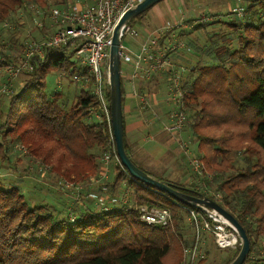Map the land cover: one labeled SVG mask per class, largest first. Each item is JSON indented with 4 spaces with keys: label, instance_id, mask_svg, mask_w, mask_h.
I'll return each instance as SVG.
<instances>
[{
    "label": "trees",
    "instance_id": "16d2710c",
    "mask_svg": "<svg viewBox=\"0 0 264 264\" xmlns=\"http://www.w3.org/2000/svg\"><path fill=\"white\" fill-rule=\"evenodd\" d=\"M47 1L0 0V23L26 4L43 10ZM231 1L235 3L228 13L232 18L197 21L187 32L193 39L187 41L194 49L192 80L180 99L188 115L185 128L200 164L196 177L210 178L212 184L207 183L213 185L214 195L138 166L127 141L124 114L123 140L128 156L141 170L183 193L198 192L230 212L249 239L250 251L243 264H264V0ZM237 7L243 10L240 17L233 11ZM184 35L181 31L177 36ZM31 64L27 78L7 97H0V155L6 152L3 143L19 144L30 160L55 179L76 185L98 178L100 161L110 153L112 180L94 187L117 198L115 193L124 183L131 203H117L103 211L88 198L87 205L72 208L73 217H69L71 213L64 209L54 212L41 203H30L19 187L4 185L0 179V264H185L184 248L193 242L187 206L132 179L121 167L105 118H91L97 102L89 83L80 82L71 104L46 84L49 74L67 71L69 76H79L85 75V68L69 63L61 49L47 50L42 60L34 58ZM123 85L121 78L124 112ZM144 88L139 93L144 94ZM106 99L109 102L108 87ZM140 206L168 210L171 223L162 227L140 221ZM186 224L191 239L189 232L183 235ZM218 250L211 264H228L239 246L228 249L226 255ZM208 254L206 250L195 264H206Z\"/></svg>",
    "mask_w": 264,
    "mask_h": 264
},
{
    "label": "rangeland",
    "instance_id": "374dc122",
    "mask_svg": "<svg viewBox=\"0 0 264 264\" xmlns=\"http://www.w3.org/2000/svg\"><path fill=\"white\" fill-rule=\"evenodd\" d=\"M234 4L231 0H163L145 11L140 17H135L129 23L128 28L137 31L140 36H146L151 31L159 29L163 33V39L161 38V43L159 42L162 45H160L161 47H163L165 40L168 41L170 38L175 39L179 44L183 45V48L171 55L169 60L174 66L189 68L191 67L190 59L192 58L190 54L193 53L194 49L192 45L187 44L188 39L189 41L193 40L190 33L187 34V32L191 30V27L197 21L208 23L211 20L222 21L229 19L228 17L232 18L234 15H228V13L231 12ZM34 7L36 9L37 6L26 4L10 14L5 22L6 25L0 23V57L6 61V64H13L22 59L27 36L38 41L42 37H48L51 34V30L47 26L46 17L41 16L38 18L34 12ZM189 20L191 24H186L185 22ZM37 22L43 23V27H36ZM181 31L187 35L186 38L185 35L184 38L177 36ZM138 39L139 37L134 39L126 33L121 43L125 47L135 49ZM188 48L189 51L187 50ZM177 55L179 58H176ZM66 57L69 63H75V67H80L79 69H81L82 65L74 55L66 54ZM183 59L185 60L183 61ZM187 73L185 72L184 81L188 78ZM26 75L27 72H20L10 82H7V87L14 91L17 85L27 78ZM77 77L79 76H69L67 71H58L46 76V84L49 89L59 90L66 97L68 104H71L77 89L81 87V81L77 80ZM123 81L124 85L122 90L127 97V94H130L131 88L128 80L124 79ZM1 84L3 83L0 80ZM167 85L168 79L165 72H158L149 81L143 82V87L145 86L144 94L140 93L137 97L146 94V97H151V100L158 101L156 106L157 113H155L156 116L150 113L145 117L149 121V124L140 140L145 141L144 147H146L145 150L147 153L139 150L137 154L132 155V159L138 166L148 172L160 176H167V178L170 176L173 179H179L182 176L184 179L183 182L186 185L194 189L206 190L209 194L214 195L213 185H211L212 180L210 178L201 180L200 177H196V175L200 176V173L198 174V171L194 170L190 163L192 159L196 160V146L192 141V137L186 131L185 124L180 133L175 137L167 133L163 128L164 124L168 123L166 120L168 112L177 109L175 104L166 100ZM1 96L7 97V94H1ZM124 104L125 100L123 102ZM185 116L188 119L186 112ZM92 119L96 121L94 118ZM145 124L147 125V123ZM1 142L3 141L0 136ZM20 147L21 145L19 144L4 146L3 143L2 149H6V152L4 157L0 155V179L5 183L4 185L19 187L25 193L30 203H41L50 209H55L56 211L54 212H57L58 209H64L71 213H67V216L73 217L72 208H83L87 205L88 198L86 197V193L94 191L102 197L109 198V195L106 194L104 189H98V187L94 186H101L107 181H110V179L112 180L110 166L114 162L110 161L108 164V171L106 172L107 178H99L96 183H91L94 186L89 191L85 189L88 186V183H85V187L83 188L84 193H81L78 197L71 186H66L69 182L55 179V177L48 173L45 167L39 165L36 161L33 162L30 160L27 151L23 152ZM233 157L238 159L239 165H243L239 157ZM178 160L182 162L181 166ZM100 163L102 164V160ZM207 181L209 183L211 182V184H208ZM119 188H122L124 192L121 193ZM119 188L115 193V197L120 200L121 196L126 194L129 199L130 189L127 190L124 183ZM103 206L105 205L101 207ZM185 216L187 221V214ZM188 226L186 224L183 235L189 232V239H191V231L187 228ZM206 250L209 251V254L206 255L205 263L211 264L220 254V251L215 247L211 238H207L201 244V253L198 259L205 257ZM227 251L228 249H223L222 255H226Z\"/></svg>",
    "mask_w": 264,
    "mask_h": 264
},
{
    "label": "built area",
    "instance_id": "2783aa9c",
    "mask_svg": "<svg viewBox=\"0 0 264 264\" xmlns=\"http://www.w3.org/2000/svg\"><path fill=\"white\" fill-rule=\"evenodd\" d=\"M140 1L48 0L43 10L34 7V12L38 18L41 16L46 17L51 34L48 37H42L38 41L27 36L22 59L19 62L6 64V61L0 57V80L4 81L0 85V95H8L13 92L12 89L7 87V82H10L20 72L33 70L32 59L42 60L45 51L61 49L64 54L74 55L82 67L85 68V75H79L77 80L89 83L92 95L96 99L97 110L90 112L91 118L101 121L104 117L108 127H110L109 102L106 99V89L108 87L107 58L110 37L123 12ZM233 11L236 12L238 17L243 14V10L238 7ZM4 25L6 24L4 23ZM36 27L42 28L43 23L37 22ZM126 33L134 39L139 37L135 49L125 47L120 42L121 78L124 77L130 84L129 97L138 98L137 95H140L139 88H137L139 82L149 81L158 72H165L168 79L167 95L165 97L168 102L175 104L177 109L168 112L166 116L168 123L164 124L163 128L175 137L183 129L187 120L180 99L186 93L185 87L192 80L190 77L192 67L174 66L169 57L181 50L183 45L170 38V40L164 41L163 47H160L159 41L163 38V33L159 29L151 31L146 36H140L137 31L129 28L125 29L124 34ZM185 72H188L186 81H184ZM141 97L139 98V104L144 107L148 103V99L146 94L141 95ZM179 146L182 147L180 144ZM20 148L25 152L22 146ZM110 159V153L105 154L101 159L102 177H105ZM190 163L194 170L199 172L200 164L194 159ZM97 180L91 178L86 181L85 183H88L86 189L90 187L91 183H96ZM85 183L76 185L67 183L66 186H71L79 197L81 193H84ZM123 192L124 190H122ZM86 197L97 202L100 207L105 205L101 207L103 211L109 210L111 206L117 203L128 205L131 203L126 194H123L118 200L117 198L102 197L99 193L90 191L86 193ZM137 211L140 221L146 224L165 227L171 223L170 212L166 209H147L145 206H140ZM185 211L193 235L191 246L184 248L185 264H195L198 260L204 236L211 238L218 249H234L238 246V238L234 232L224 225L213 221L194 208L186 207Z\"/></svg>",
    "mask_w": 264,
    "mask_h": 264
},
{
    "label": "water",
    "instance_id": "95a60500",
    "mask_svg": "<svg viewBox=\"0 0 264 264\" xmlns=\"http://www.w3.org/2000/svg\"><path fill=\"white\" fill-rule=\"evenodd\" d=\"M163 0H141L133 7L128 8L116 22L110 37L107 58V79L109 96V114L111 134L114 142L116 157L121 167L127 174L139 183L164 193L175 202L190 208L199 210L208 218L230 229L238 238L239 250L236 256L228 264H243L249 251L248 236L237 219L214 200L203 196L198 192L186 194L172 183L158 179L157 177L141 170L128 156L123 140V108L121 93V62L120 42L129 22L140 14L150 9Z\"/></svg>",
    "mask_w": 264,
    "mask_h": 264
},
{
    "label": "crops",
    "instance_id": "0c3cea01",
    "mask_svg": "<svg viewBox=\"0 0 264 264\" xmlns=\"http://www.w3.org/2000/svg\"><path fill=\"white\" fill-rule=\"evenodd\" d=\"M3 82L4 81L2 80V83ZM141 87H143V82H139V84L137 85V88H141ZM139 98H142V97H138V98L129 97V95L127 94V97H125L124 112H123L124 121H125L126 137H127V141L129 145L131 146L132 155L137 154L139 150L147 153V151L145 150L146 147H144L145 141L140 140L142 136L144 135L145 129L147 130L148 128L147 126L149 124V121H147L145 117H147L150 113H153L156 116L155 113H157L156 106H157L158 101H155L153 99L151 100V97H146L149 100V102L144 107H142L139 104V100H140ZM145 123H147V125ZM178 163L181 166L182 162L178 160ZM102 175H103V169L101 170V172L98 175V178L96 179H99V178L104 179L106 177V173H105V177H102ZM157 176H160V175H157ZM161 177H164L167 180L176 181L180 184H186L185 182H183L184 179L182 176H180L179 179L178 178L173 179L170 176L168 178L167 176H161ZM92 186L94 185L91 184L90 187L87 188V190L90 189Z\"/></svg>",
    "mask_w": 264,
    "mask_h": 264
}]
</instances>
